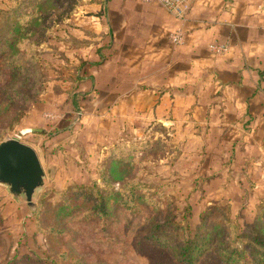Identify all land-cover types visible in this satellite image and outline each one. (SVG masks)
<instances>
[{
	"label": "rangeland",
	"instance_id": "obj_1",
	"mask_svg": "<svg viewBox=\"0 0 264 264\" xmlns=\"http://www.w3.org/2000/svg\"><path fill=\"white\" fill-rule=\"evenodd\" d=\"M106 4L0 0V143L20 136L44 172L33 207L0 186V264H180L169 249L145 239L151 209L133 214L114 205L103 218L60 209L59 194L70 188L98 187L108 195L103 188L117 191L134 179L159 205L170 204L178 220L190 215L178 232L183 238L209 235L196 264H224L214 228L229 247L239 243L233 238L264 229V144L245 152L246 145L233 142L235 129L165 128L154 112L125 108L124 97L96 95L91 73L96 47L108 49ZM25 54L18 68L10 65ZM33 85L36 101L12 128L15 100ZM135 158L141 162L131 165Z\"/></svg>",
	"mask_w": 264,
	"mask_h": 264
},
{
	"label": "crops",
	"instance_id": "obj_2",
	"mask_svg": "<svg viewBox=\"0 0 264 264\" xmlns=\"http://www.w3.org/2000/svg\"><path fill=\"white\" fill-rule=\"evenodd\" d=\"M102 17L108 49L94 50L96 95L124 97L125 108L154 112L165 128L235 129L233 142L246 145L242 150L261 151L264 0H190L185 22L156 2L107 0ZM177 30L182 45L169 38ZM213 43L229 51L215 55Z\"/></svg>",
	"mask_w": 264,
	"mask_h": 264
},
{
	"label": "trees",
	"instance_id": "obj_3",
	"mask_svg": "<svg viewBox=\"0 0 264 264\" xmlns=\"http://www.w3.org/2000/svg\"><path fill=\"white\" fill-rule=\"evenodd\" d=\"M17 33H19V30H17ZM16 34L14 32L9 33L11 40L16 39ZM19 56V54H16L12 57L17 58ZM23 59H27L26 54L16 62L10 63V65L14 67V64H16L18 68ZM38 92L36 85H33L31 90L17 98H21L18 104L16 102L17 99L15 100V110L10 111L16 114L15 122L11 126L12 128L18 126L22 119L30 112L26 108L35 103ZM148 144L145 143L138 147L141 153ZM131 146V149L134 150V146ZM131 149H128V151ZM129 155L134 156L135 154L131 153ZM140 162L139 158H135L131 161V165ZM123 163L125 162L123 161ZM111 170L113 169L111 168ZM110 172L112 177H117L116 171ZM144 188L145 186L136 183L135 179L127 181L117 191L110 187L103 188L109 191L108 195L98 187H94L93 190L70 188L68 191L59 194L65 200L64 206L60 209L65 212L72 211V213L83 210L87 218L107 217L108 211L114 205H120L125 211L133 214H139L144 210L151 209L153 214L148 213L146 223L147 236L145 239L148 242L169 249L172 256L180 264H196L199 255L209 246L211 241L209 235H195L183 238L178 232L183 231L184 226L188 225L187 222L190 215H186L187 218L184 216V218L178 220L175 210L170 204L159 205L160 200L155 201L154 197L149 193H144ZM79 196L86 199L87 206H78L76 197ZM255 230L250 236L242 234L238 238H233L232 240L239 239V243H236L235 247H229L228 242L221 240L222 233H218V229L214 228L216 234H220V236L217 235L218 238L214 245V248H217L218 258L224 264H264V229L257 228ZM212 232L210 231V233ZM246 239H248L247 242H245ZM249 240L253 242L250 243Z\"/></svg>",
	"mask_w": 264,
	"mask_h": 264
},
{
	"label": "water",
	"instance_id": "obj_4",
	"mask_svg": "<svg viewBox=\"0 0 264 264\" xmlns=\"http://www.w3.org/2000/svg\"><path fill=\"white\" fill-rule=\"evenodd\" d=\"M44 185V172L34 149L20 141V136L0 143V186L14 199L24 198L29 207Z\"/></svg>",
	"mask_w": 264,
	"mask_h": 264
},
{
	"label": "built area",
	"instance_id": "obj_5",
	"mask_svg": "<svg viewBox=\"0 0 264 264\" xmlns=\"http://www.w3.org/2000/svg\"><path fill=\"white\" fill-rule=\"evenodd\" d=\"M142 2H156L167 13L179 22H185L190 12V0H141ZM169 38L174 45H182L184 43V34L177 30L169 34ZM211 53L215 55H225L229 51V47L224 44L213 43L209 46ZM24 135V133H22Z\"/></svg>",
	"mask_w": 264,
	"mask_h": 264
}]
</instances>
